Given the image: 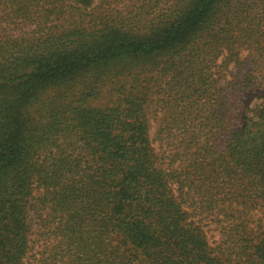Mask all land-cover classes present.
Here are the masks:
<instances>
[{
  "label": "trees",
  "instance_id": "trees-1",
  "mask_svg": "<svg viewBox=\"0 0 264 264\" xmlns=\"http://www.w3.org/2000/svg\"><path fill=\"white\" fill-rule=\"evenodd\" d=\"M264 0H0V264H264Z\"/></svg>",
  "mask_w": 264,
  "mask_h": 264
},
{
  "label": "rangeland",
  "instance_id": "rangeland-1",
  "mask_svg": "<svg viewBox=\"0 0 264 264\" xmlns=\"http://www.w3.org/2000/svg\"><path fill=\"white\" fill-rule=\"evenodd\" d=\"M248 95V103L247 105L250 108H253L257 103L264 101V87L256 89L255 92L247 93Z\"/></svg>",
  "mask_w": 264,
  "mask_h": 264
}]
</instances>
